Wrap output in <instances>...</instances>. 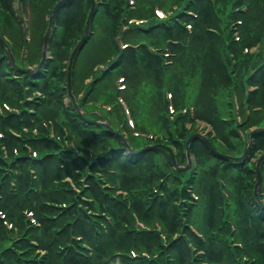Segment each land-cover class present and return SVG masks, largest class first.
Returning a JSON list of instances; mask_svg holds the SVG:
<instances>
[{
	"label": "trees",
	"instance_id": "obj_1",
	"mask_svg": "<svg viewBox=\"0 0 264 264\" xmlns=\"http://www.w3.org/2000/svg\"><path fill=\"white\" fill-rule=\"evenodd\" d=\"M51 1L49 9L58 0ZM12 2L0 0V102L6 101L16 108L11 111L4 109L0 113V132L4 135L1 141L9 152V156L5 157L0 149V209L20 225L22 220H28L22 213L23 209L28 207L34 210L41 222L40 237L37 238L38 228H31L27 237L39 239L45 254H36L28 243L20 247L15 242L12 249L8 245L7 232L0 225V264H264V179L261 176L258 198L254 193L257 166L250 159L264 151V109L259 111L262 115L253 113L248 120L247 126L255 125L258 129L253 133L248 156L243 161L228 159L225 156L230 154L227 148L212 140L213 137L206 140L194 136L189 150L197 164L181 172L171 166V159L186 163L185 145L196 129L185 128L180 123L181 116L176 121L167 118L163 113L166 102L161 106L158 104L161 90L156 85L148 89L160 122L154 124V132L162 131L164 136L153 140L129 133L126 139L132 147L131 152L114 132L118 130L116 122L110 120L109 129L98 122L104 117L103 114L98 113L93 106L86 105L88 95L97 89L100 80L123 73L130 88L125 98L135 117L137 108L132 94L136 93L135 86L139 83L136 73L120 72L114 64L107 70H100L99 74L95 72V81L83 87L85 98L81 106L84 115L79 114L69 94L67 71L62 58L69 55L71 40L74 37L81 38L92 0H66L58 9L55 20L60 28L54 30L49 42L61 46L57 54L59 58L56 60L54 55L53 60H45L41 69L32 72L25 70L27 67L21 57L23 29ZM124 4L128 5V1L104 0L93 15H104L111 26L117 27L122 19ZM186 5L184 9L194 10L197 18L187 14V11L184 13L188 16L181 15L180 19L176 17V21L167 20L165 24L154 17L149 25V33L145 35L153 39L151 42H162L159 36L162 40L171 38L182 41L190 35L188 46L205 47L201 59L209 62L214 72L211 73L207 68L204 70L195 101L197 116L216 127L218 120L228 123L229 131L239 139L230 110L232 101L231 105L228 99L223 101L226 104L224 112L228 116L226 120L211 113L208 105H218L214 96L225 89L219 84L226 85L228 89L236 88L240 98L245 97V80L250 84H258L257 97L263 102L264 56L244 53L243 47L256 42L264 46V0H195ZM244 7H247L246 10H243ZM181 19L193 23L192 34L188 33L183 22H179ZM230 21H234L233 26L238 25L240 38L237 40L233 29L228 26L224 30L227 42L225 37H217L210 30L217 27L222 31L224 24ZM133 26L128 31L133 32L136 28ZM5 34L15 40V48L5 47L8 44ZM42 44L43 41L37 53L29 54L31 62H40ZM9 51H12L21 69L13 63ZM114 53L120 58L118 62L121 61V68L141 66L153 79L157 78L159 69L165 65L163 57L149 49L147 44H139L137 49L132 46L120 49L118 46ZM178 62L179 68L184 71V64L188 60L183 53ZM175 68L172 70L173 77L177 75ZM74 69L75 64L72 68L73 80ZM88 69L86 67L83 70L85 75ZM115 69L118 71L114 73ZM252 70L254 72L251 75ZM186 75L184 73L175 82L173 90L178 93L176 95L180 94L179 86ZM139 88L142 91L145 89L143 84ZM73 92L76 94L79 91L73 87ZM66 96L70 98L67 104ZM250 99H255L253 94ZM118 115L122 118L123 111ZM136 122L140 129L147 128L144 124H150L137 119ZM45 123L55 125V137L49 135L50 128ZM25 127L28 131L24 130ZM172 127L178 135H175ZM33 128L38 129V134L33 133ZM14 131L20 136L14 135ZM72 137H75L79 147L66 144V139ZM84 143L92 147V152L81 147ZM26 144L37 151L35 157L28 152ZM235 146L228 145L230 151H234ZM14 147L20 151L17 155L13 153ZM203 155L215 160L207 170L204 168L208 160ZM232 155L237 154L232 152ZM15 168L17 174L14 173ZM261 173H264V163L261 164ZM12 177L15 178V187L10 185ZM82 177L87 185L81 184ZM66 178H70V181ZM162 178L165 180L160 182ZM219 180L231 189L228 201L222 193L221 187L224 185ZM73 184L77 187H72ZM190 186L203 198L201 201H190L192 197L187 192ZM120 188L126 192L125 195L116 192ZM133 213L153 227H138ZM156 220L162 223L167 232L166 242L155 229ZM191 223L202 236L194 234ZM75 236H82L83 242L90 248L76 240ZM233 237L242 242V247L231 245ZM30 246L28 251L17 250ZM131 248L146 250L151 255L157 253L159 257L156 260L131 258L119 253H128Z\"/></svg>",
	"mask_w": 264,
	"mask_h": 264
},
{
	"label": "rangeland",
	"instance_id": "obj_2",
	"mask_svg": "<svg viewBox=\"0 0 264 264\" xmlns=\"http://www.w3.org/2000/svg\"><path fill=\"white\" fill-rule=\"evenodd\" d=\"M51 0H36L32 2V0H29L27 2H21L19 0H14V8L18 11L19 18L22 19V22L24 24H30L33 31V39L30 40L28 43V51L29 54H32L34 52H38L41 46L43 34L45 33L46 25L44 24V20L46 19V24L48 23L49 18V6L51 4ZM180 2V0H136L135 1V9L131 12L132 15L140 17H147L151 15L153 12L156 14L157 8H161L164 12L167 10H172L174 8V5ZM35 9V10H34ZM34 10V11H33ZM30 14V15H29ZM40 29V31H39ZM39 31V33H38ZM51 33L53 32V26H51ZM88 36L85 39V43L82 46L78 58L76 59L75 63V79L73 80V87H75L78 91H81L84 87V85H87L86 83L90 80L91 77L85 78L88 75H94L95 74V65L100 61L103 60L109 61L114 52L116 51V45L117 42L114 41L115 35H118L119 33L116 29L112 28L111 24L108 22V20L100 15H94L93 20L90 23L89 29L87 31ZM50 35V34H49ZM35 36V38H34ZM49 37V36H48ZM52 40V36L50 37ZM120 38V37H119ZM150 39L143 35V33L138 32H125L124 33V40L126 41H144ZM119 40L120 46L121 40ZM77 41V38H73V41L71 40L72 44L70 48L68 49V54L71 53L73 47L75 46V42ZM38 45V46H37ZM161 46V45H160ZM48 49L54 53L55 58L57 60V54L59 53V50H61V46L55 43L47 42ZM47 49V51H48ZM71 50V51H70ZM174 51H177L176 54L173 56H169V58L166 59V61H169L166 65L162 66L159 69V73L157 75L156 79H153L152 77H149L148 74H146L145 70L141 66H132L128 68H121V64H119V70L120 72H129V73H136L137 76H135L138 80V82L144 85L145 89L142 91L137 83L136 87V93L132 94L135 96V106H136V119L138 121L142 122H148L150 123L149 126L144 124L147 128H145L148 131H154L156 129L155 125L158 124L159 119L156 117L157 110L156 105L153 103V97L150 96L148 93L149 88H154L159 86L161 90L160 94V100L158 104L161 106L163 105L166 100H169L171 102V105L176 109V102L179 103L180 107H183L185 109V103L188 99L190 103H194L195 97L193 98V90L197 83V80H201L204 77V70L207 68L210 70V72H214V69L212 68L211 64L209 62H204L202 57L203 50H205L204 46L200 45H194V47L187 48L185 53V58H187L188 62L184 64L185 68L184 71H182L179 68V58L181 56V49L180 48H173ZM172 53V52H170ZM69 56H66L62 58V64L65 66V70H68V60ZM176 65V68H175ZM86 67H89L87 70V75H85V72L83 71ZM175 68L177 75L174 77H169L170 72ZM186 73V77L181 80V85L179 86L181 88L180 94L178 98H175V95L178 94L176 92H171L168 94V92L171 91V89L174 87V84L176 81H179V78L182 77ZM147 76V77H146ZM108 79L100 80V83L96 86L97 89L91 94L88 95V98L90 101H95L98 104V107L101 103L106 104L107 106L112 105L114 103V108L111 111V118L118 124L122 122V118L119 117L118 114L121 113L122 109L119 106V103L117 104L115 96L117 95L116 91V76H108ZM177 77V79H176ZM149 81V83L147 82ZM130 84V83H129ZM201 84V81H199V85ZM220 87H225L224 90H222L218 94V99L214 96L216 99V102L218 100V105L216 103H209L208 109L209 111L217 116L219 118H227L228 116L225 114V106L226 104L223 102L228 98V94H225L229 91L228 87L224 84H219ZM130 88L125 89L126 91H123V95L128 93ZM73 91V90H72ZM74 93V92H73ZM235 93L238 94V90L235 89ZM75 94V93H74ZM82 94V91L80 92V95ZM187 95V96H186ZM76 96V95H75ZM77 97V96H76ZM66 101V100H65ZM185 105V106H184ZM87 107H91V103H88L86 105ZM189 107V106H186ZM108 110V109H107ZM111 110V109H110ZM221 110H223V113H220ZM260 111V110H258ZM174 113V112H173ZM182 113V112H180ZM259 115H262L261 112H258ZM116 118V119H115ZM130 117H128L129 119ZM132 118V117H131ZM135 120V119H134ZM155 124V125H154ZM160 124V122H159ZM196 124L198 126V130L200 133L205 135L207 133H219L221 134V140L220 144H224V142L228 145L235 144L234 150L236 153H243L245 150V145L247 142V134H245L242 130L238 133L240 135L241 139H236V136L232 135V133L229 131V124L224 123L223 121H217V127L211 123V122H205L201 119H198L196 121ZM136 124H133L132 126H135ZM204 135V136H205ZM208 137V135H207ZM209 138V137H208ZM246 138V139H245ZM78 145V143H77ZM81 146V145H80ZM84 149L88 148V143H84L83 146ZM223 147V145H221ZM243 151V152H242ZM189 155H191L190 150L188 149ZM261 156L260 152L256 155L257 157ZM203 158L208 160L207 166H205V170H207V167L209 165H213L215 160L211 156L203 155ZM254 159V157H251ZM165 168V166H163ZM262 178L264 179V173L262 174ZM210 182V180H209ZM228 185V184H227ZM228 194L231 191L229 187H226ZM196 219V218H195ZM197 220V219H196ZM200 225H203L199 220H197Z\"/></svg>",
	"mask_w": 264,
	"mask_h": 264
},
{
	"label": "water",
	"instance_id": "obj_3",
	"mask_svg": "<svg viewBox=\"0 0 264 264\" xmlns=\"http://www.w3.org/2000/svg\"><path fill=\"white\" fill-rule=\"evenodd\" d=\"M57 6H58V5H57ZM57 6H56V7H57Z\"/></svg>",
	"mask_w": 264,
	"mask_h": 264
}]
</instances>
